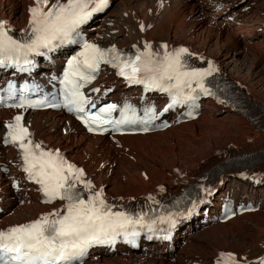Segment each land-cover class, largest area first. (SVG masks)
<instances>
[{"label": "bare ground", "instance_id": "bare-ground-1", "mask_svg": "<svg viewBox=\"0 0 264 264\" xmlns=\"http://www.w3.org/2000/svg\"><path fill=\"white\" fill-rule=\"evenodd\" d=\"M113 4L112 10L94 19L86 29L90 40L120 48L142 42L185 45L211 60L224 75L236 73L245 84L246 101L254 107L248 117L259 119L250 122L211 101L196 121L171 126L164 132L92 137L84 134L70 116L59 112L0 111V142L5 126L17 115L22 116V123L38 143L60 150L69 163L84 169L97 191L103 189L105 200L115 205L129 204L149 193L162 195L164 189L178 194L185 188L178 180L180 175L190 179L209 175L245 156H264V1L111 0ZM32 6L34 0H0V19L15 29H24ZM251 92L260 105L254 104ZM14 162V149L0 144L1 230L29 223L52 210L40 204L33 189L24 196L8 188L9 179L1 168L10 167L11 174H18ZM248 174L259 183H241L234 172L224 174L217 191L225 183L232 192L247 191L258 202L257 211L223 224H203L204 214L200 212L177 234L169 253L152 245L144 251L96 255L84 264H215L224 253L235 256L238 264H260L264 258V163ZM210 212L214 213L213 204Z\"/></svg>", "mask_w": 264, "mask_h": 264}, {"label": "snow or ice", "instance_id": "snow-or-ice-1", "mask_svg": "<svg viewBox=\"0 0 264 264\" xmlns=\"http://www.w3.org/2000/svg\"><path fill=\"white\" fill-rule=\"evenodd\" d=\"M107 6L108 0H54L51 4L49 0H34V6L29 9L25 39H14L6 22L0 21V67L14 66L17 70L28 71L34 64L30 56L44 55L42 50L52 51L67 43H80L82 37L78 29L95 12ZM160 48L162 53L153 51L152 45L145 43L143 51L136 49L134 55L125 56L115 47L101 49L83 41L81 50L68 61L63 81V105L21 100L9 106L22 109L63 106L77 113V119L85 123L90 132L100 131L106 124H113L118 129L130 122L127 108L121 112L124 118L116 121L100 115H79L85 113V106L91 103L80 89L95 78L101 64L117 69V74L130 84H142L146 90L168 93L171 97L168 108L194 101L197 97L193 94L197 91L212 94L205 86L206 78L217 71L211 61L205 69L190 67L185 57L192 54L187 48L169 50L166 44ZM115 110L116 105H108L100 112L107 115ZM22 120L23 117L17 115L5 126L7 133L3 143L18 149L23 171L39 186L44 202L59 200L64 203L62 209L0 231V264H82L88 248L93 245L114 243L121 236L134 238L140 234L139 229L152 231L157 219L169 225L176 223L171 213L146 220V214L133 216L124 211H113L104 198L103 189L93 191V185L91 181H85L82 169L69 163L59 151H47L34 142ZM142 130L148 131V128ZM81 187L88 192L87 197L79 190ZM217 264H238V261L232 254H227L221 255Z\"/></svg>", "mask_w": 264, "mask_h": 264}, {"label": "rangeland", "instance_id": "rangeland-1", "mask_svg": "<svg viewBox=\"0 0 264 264\" xmlns=\"http://www.w3.org/2000/svg\"><path fill=\"white\" fill-rule=\"evenodd\" d=\"M114 4H115V3H114ZM114 4H113L112 6H111V5L109 6V8H110L109 10H112V8L114 7ZM212 55H215V54H212ZM214 57H215V56H214ZM248 66H249V65H248V61H245L244 67H245V68H248ZM254 68H257V64L255 65V67H253V69H254ZM263 73H264V72H263ZM225 74L230 75V76H228V77L234 79L235 81H237V82H238V85L241 86L243 89L246 88V87H245V84H244V82H243V80L241 81L240 79H238V78H240V77L235 76L236 73H231V74H229V73H226V72H225ZM236 78H237V79H236ZM239 81H240V82H239ZM261 84H262V85H261ZM261 84H260V85L264 87V82H262ZM250 97L253 99L254 104H259V103H260L259 100L256 98V96L253 95L252 92L250 93ZM259 105H260V104H259ZM257 107L259 108V106H257ZM224 113H225V112H224ZM224 113H222V115H223ZM229 145H230V144H229ZM224 147H226V146H224ZM224 147H223V148H224ZM219 149H222V147L219 148ZM175 168H176V167H175ZM92 183H93L94 186H95V183H94V182H92ZM95 187H96V186H95Z\"/></svg>", "mask_w": 264, "mask_h": 264}]
</instances>
